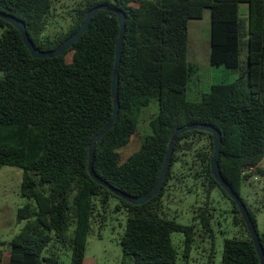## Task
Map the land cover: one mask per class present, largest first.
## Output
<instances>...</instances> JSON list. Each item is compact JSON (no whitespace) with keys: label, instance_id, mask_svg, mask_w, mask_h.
Listing matches in <instances>:
<instances>
[{"label":"trees","instance_id":"16d2710c","mask_svg":"<svg viewBox=\"0 0 264 264\" xmlns=\"http://www.w3.org/2000/svg\"><path fill=\"white\" fill-rule=\"evenodd\" d=\"M58 2L0 0V13L20 20L41 51L59 47L98 5L126 16L119 114L95 146V174L128 197H142L158 179L174 131L211 125L221 135L218 170L241 197L264 249V232L258 231L256 214L242 197L252 176L243 175L244 169L255 168L264 180V168L259 167L264 162V0H80L67 28L50 37L45 31ZM241 4L247 6L245 14L240 13ZM205 9L210 10V65L239 74L231 83L211 85L199 101L190 102L186 90L194 69L187 61L188 22L200 20ZM119 31L116 15L100 10L65 53L35 59L21 34L0 19V166L22 170L20 194L33 202L17 210V221L25 224L10 242L7 264H59L51 250L55 244L69 250V264H84L96 201L104 210L110 198L128 213L120 239L121 264H175L171 234H185L187 255L194 226L179 225L158 212L172 168L180 164L195 169L209 189L218 188L232 205L233 224L241 236L224 240L220 264H260L234 202L211 176L208 133L189 130L178 137L160 193L143 205L113 195L89 176L88 147L112 116ZM152 104L157 114L148 122L150 133L122 160L121 149L131 142L142 112ZM198 217L201 228L211 232L210 210H201ZM44 251L49 254L44 256Z\"/></svg>","mask_w":264,"mask_h":264},{"label":"rangeland","instance_id":"374dc122","mask_svg":"<svg viewBox=\"0 0 264 264\" xmlns=\"http://www.w3.org/2000/svg\"><path fill=\"white\" fill-rule=\"evenodd\" d=\"M79 1L59 0L53 6L45 34L53 37L65 30L70 23L71 10ZM246 11L247 6L241 4L240 13L245 14ZM209 56L210 10L205 9L200 20L188 22L187 61L194 69L186 90V99L190 102L199 101L211 85L231 83L238 77V70L212 67ZM244 59L242 55V61ZM156 114L155 104L142 112L136 134L120 151L122 160L139 148L144 136L150 133L148 122ZM181 165L172 168L174 175L169 181L158 212L160 217L174 220L179 225L194 226V236L187 255L184 253L185 234H171V243L177 254L175 264H220L224 240L241 236L240 227L233 224L232 205L218 188L209 189L195 169L190 166L186 169L187 165ZM259 167L264 168V162ZM21 180V169L0 166V264H7L10 242L25 224L17 221V210L27 204L33 205L31 200L20 194ZM242 197L256 214L258 231L264 232V180L252 173L242 189ZM118 205L119 200L110 198L106 208L102 210L96 201L84 252V264H121L120 239L124 234L128 213L121 206L117 209ZM203 209H209L212 214L211 232H206L199 224L198 216ZM51 250L58 254L59 264L70 263V252L66 247L55 244ZM48 254L47 251L43 253L44 256Z\"/></svg>","mask_w":264,"mask_h":264},{"label":"water","instance_id":"95a60500","mask_svg":"<svg viewBox=\"0 0 264 264\" xmlns=\"http://www.w3.org/2000/svg\"><path fill=\"white\" fill-rule=\"evenodd\" d=\"M100 10L104 11H110L116 15V19L119 25V36L116 41L115 45V53H114V68L112 72V86H111V93L113 97V111H112V116L110 120L107 122L105 127L100 131L93 141L90 143L88 147V173L91 179L101 185L103 188L108 190L110 193L113 195L128 201L129 203L139 206L145 204L147 201L153 199L156 197L162 187L163 183L166 177V173L169 169V164H170V159L172 155V151L174 148V145L178 139V137L189 130H198V131H203L205 133H208L212 137V144H213V154L210 160V173L211 176L213 177L214 181L218 184V186L227 194V196L234 202L239 215L241 216L244 225L246 227V230L250 236V239L253 243V246L255 248L257 257L259 259L260 264H264V249L260 243L259 239V234L257 233L255 226L251 220V217L246 209V206L244 205L241 197L231 188V186L224 180L222 177L221 173L218 170L217 167V160L220 156V149H221V135L220 132L214 128L211 125H203V124H193V125H188L182 128H177L173 135L170 138L167 151L165 154L164 162L161 167L158 179L155 183V185L152 187V189L144 196L142 197H136V198H131L128 197L127 195L118 192L114 190L110 185H108L106 182H104L102 179H100L95 172L93 171L92 168V162H93V156H94V151H95V146L99 142L101 138L104 137V135L111 129L113 124L118 118L119 114V104H118V98H117V88H118V70L120 66V58H121V48L123 44V37H124V31H125V21H126V16L123 11L119 10H114L111 9L108 6L105 5H98L91 10H89L81 23L80 27L77 29L76 32H74L71 36H69L59 47H57L55 50L52 51H41L38 48L34 46L32 41L27 35V32L25 30L24 24L6 14L0 13V19H3L6 21L8 24H10L12 27H14L22 37V41L24 45L27 47L29 50V53L32 58L35 59H41V58H53V57H58L65 53L86 31L87 27L90 24V21L92 17Z\"/></svg>","mask_w":264,"mask_h":264},{"label":"built area","instance_id":"2783aa9c","mask_svg":"<svg viewBox=\"0 0 264 264\" xmlns=\"http://www.w3.org/2000/svg\"><path fill=\"white\" fill-rule=\"evenodd\" d=\"M254 171H255V168H247V169H244L243 170V175H245V174H247V173H254Z\"/></svg>","mask_w":264,"mask_h":264}]
</instances>
